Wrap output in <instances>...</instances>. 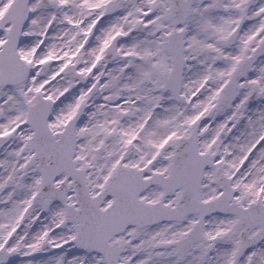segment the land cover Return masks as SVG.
Listing matches in <instances>:
<instances>
[{"label": "snow or ice", "instance_id": "1", "mask_svg": "<svg viewBox=\"0 0 264 264\" xmlns=\"http://www.w3.org/2000/svg\"><path fill=\"white\" fill-rule=\"evenodd\" d=\"M0 264H264V0H0Z\"/></svg>", "mask_w": 264, "mask_h": 264}]
</instances>
